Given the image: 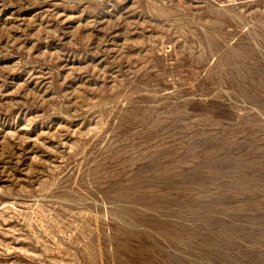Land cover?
<instances>
[{"label":"rangeland","instance_id":"374dc122","mask_svg":"<svg viewBox=\"0 0 264 264\" xmlns=\"http://www.w3.org/2000/svg\"><path fill=\"white\" fill-rule=\"evenodd\" d=\"M0 264H264V0H0Z\"/></svg>","mask_w":264,"mask_h":264}]
</instances>
